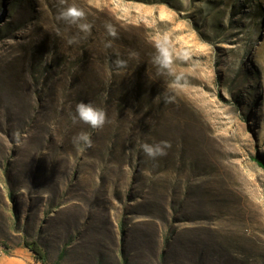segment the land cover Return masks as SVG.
Instances as JSON below:
<instances>
[{"label": "rangeland", "instance_id": "374dc122", "mask_svg": "<svg viewBox=\"0 0 264 264\" xmlns=\"http://www.w3.org/2000/svg\"><path fill=\"white\" fill-rule=\"evenodd\" d=\"M67 2L91 35L57 20L58 0H0V251L41 264L29 240L46 264H264V0ZM165 32L191 53L178 89L152 62ZM81 101L111 122L74 125ZM81 131L92 148L73 144ZM163 140L166 156L142 151Z\"/></svg>", "mask_w": 264, "mask_h": 264}, {"label": "clouds", "instance_id": "9594fccd", "mask_svg": "<svg viewBox=\"0 0 264 264\" xmlns=\"http://www.w3.org/2000/svg\"><path fill=\"white\" fill-rule=\"evenodd\" d=\"M61 5L57 20L64 21L69 25H74L79 32L83 33L85 37L91 35L93 25L87 21L86 11L76 4H68L67 0H58ZM108 36L113 39H118V31L114 25L108 23L105 25ZM80 37L74 36L68 40V44H75L79 42ZM105 47H112V40H109ZM156 54L152 58V62L161 70L172 77L169 85L171 88H180L184 86L185 75L183 72L177 73L176 66L180 62H188L191 58V53L184 48H177L173 43L170 33L165 32L159 35L154 41ZM134 55V54H133ZM115 68L119 71L127 67V61L121 59L119 55L113 61ZM175 95H164L163 102L165 104L174 103ZM72 123H83L88 125L91 129L99 131L102 130L111 121L109 119L106 109L94 105L92 102H79L75 105V111L71 115ZM13 138L17 147H23L27 142V134L20 131L13 132ZM73 144L78 148H92L94 146L91 134L89 132L81 131L72 139ZM172 144L170 141L163 140L156 143H144L141 145L144 154L152 159L157 160L168 154Z\"/></svg>", "mask_w": 264, "mask_h": 264}, {"label": "trees", "instance_id": "16d2710c", "mask_svg": "<svg viewBox=\"0 0 264 264\" xmlns=\"http://www.w3.org/2000/svg\"><path fill=\"white\" fill-rule=\"evenodd\" d=\"M257 162L260 167L264 168V163L260 162L258 159H257ZM24 245L30 252L34 254V257L37 262L41 264H46L47 255L42 249V247L36 241L25 240Z\"/></svg>", "mask_w": 264, "mask_h": 264}, {"label": "crops", "instance_id": "0c3cea01", "mask_svg": "<svg viewBox=\"0 0 264 264\" xmlns=\"http://www.w3.org/2000/svg\"><path fill=\"white\" fill-rule=\"evenodd\" d=\"M37 242V241H36ZM39 244V242H37ZM22 255H24L27 259L29 258V254L27 252L22 251ZM27 259L21 257H15V256H10L7 254V252H2L0 251V264H27Z\"/></svg>", "mask_w": 264, "mask_h": 264}]
</instances>
